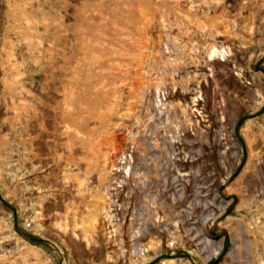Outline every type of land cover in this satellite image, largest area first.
I'll return each mask as SVG.
<instances>
[{"label":"rangeland","instance_id":"1","mask_svg":"<svg viewBox=\"0 0 264 264\" xmlns=\"http://www.w3.org/2000/svg\"><path fill=\"white\" fill-rule=\"evenodd\" d=\"M0 264H264V0H0Z\"/></svg>","mask_w":264,"mask_h":264},{"label":"bare ground","instance_id":"2","mask_svg":"<svg viewBox=\"0 0 264 264\" xmlns=\"http://www.w3.org/2000/svg\"><path fill=\"white\" fill-rule=\"evenodd\" d=\"M213 52H216V50H213Z\"/></svg>","mask_w":264,"mask_h":264}]
</instances>
